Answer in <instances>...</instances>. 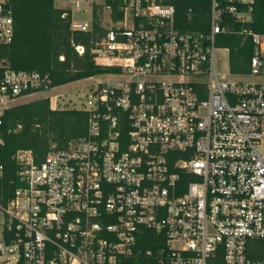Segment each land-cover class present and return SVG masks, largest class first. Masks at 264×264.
Instances as JSON below:
<instances>
[{"label": "built area", "instance_id": "obj_1", "mask_svg": "<svg viewBox=\"0 0 264 264\" xmlns=\"http://www.w3.org/2000/svg\"><path fill=\"white\" fill-rule=\"evenodd\" d=\"M223 1L211 0L209 32L181 31L171 0L61 8L71 29L88 32L95 11L104 32L93 59L112 79L89 84L81 107L43 95L54 109L87 112L86 133L50 145L40 162L14 154L0 264H264V79L249 80L264 78V32L244 30L248 72L219 70L222 15L248 22L256 0ZM87 4L90 22L74 21ZM14 34L10 0H0V124L18 98L57 87L9 67Z\"/></svg>", "mask_w": 264, "mask_h": 264}, {"label": "trees", "instance_id": "obj_2", "mask_svg": "<svg viewBox=\"0 0 264 264\" xmlns=\"http://www.w3.org/2000/svg\"><path fill=\"white\" fill-rule=\"evenodd\" d=\"M222 5L223 0H219ZM176 26L184 32H209L211 0H171ZM14 20V39L4 47L3 56L16 70L48 74L52 86H60L100 73L110 72L95 64L92 49L98 34L104 32L94 11L93 30L71 29L70 15L54 5V0H10ZM96 10V8L94 9ZM118 14H114L116 19ZM225 31L216 36V45L228 50L232 73L248 72L254 52L251 37L244 31L264 32V0L253 4L252 19L238 22L230 14L221 17ZM76 46H82L79 53ZM63 56V60H60ZM87 112L52 108L49 98L10 106L3 111L0 124V194L10 197L17 187V150H31L36 162L42 161L49 146L59 148L86 133ZM21 126L20 129H16ZM18 264V263H17ZM21 264V263H19Z\"/></svg>", "mask_w": 264, "mask_h": 264}, {"label": "rangeland", "instance_id": "obj_3", "mask_svg": "<svg viewBox=\"0 0 264 264\" xmlns=\"http://www.w3.org/2000/svg\"><path fill=\"white\" fill-rule=\"evenodd\" d=\"M71 0H54V5L57 8H68L69 6H71L70 3ZM84 1V0H81ZM89 7V5H85V9L87 10ZM73 20L74 21H82V22H90V13L87 11L83 12V11H74L73 14ZM218 55L219 57H221V62H218L219 64V70H221L222 72H228L229 71V65H228V54L225 50H219L218 51ZM227 77L230 80H236V78L228 76ZM112 79V77L100 73L94 76H91V78H84V79H80L77 81H73L64 85H60L57 86L53 89H50L47 92H39L36 93L34 96H26V97H22V98H18L16 100V102L14 103V105L20 104V103H24V102H29L31 100H37L40 98H44L43 95L47 94L50 97H54V96H59L60 101H62V103L68 104V105H73L75 107H81V103L80 101H82L80 99V97L87 92L86 88L88 87L89 84L95 83L96 81H103V80H110ZM263 77H250L249 80L250 81H257V80H263ZM54 100H52V104L54 105ZM68 105H64V107H67ZM59 106H61L59 104ZM69 107V106H68Z\"/></svg>", "mask_w": 264, "mask_h": 264}]
</instances>
